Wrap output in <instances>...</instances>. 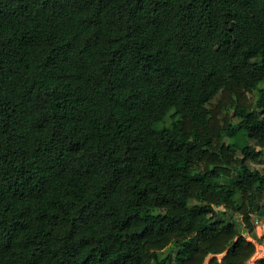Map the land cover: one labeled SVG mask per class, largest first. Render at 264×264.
Here are the masks:
<instances>
[{"label":"trees","instance_id":"1","mask_svg":"<svg viewBox=\"0 0 264 264\" xmlns=\"http://www.w3.org/2000/svg\"><path fill=\"white\" fill-rule=\"evenodd\" d=\"M262 83L264 0H0V264H246Z\"/></svg>","mask_w":264,"mask_h":264},{"label":"rangeland","instance_id":"2","mask_svg":"<svg viewBox=\"0 0 264 264\" xmlns=\"http://www.w3.org/2000/svg\"><path fill=\"white\" fill-rule=\"evenodd\" d=\"M261 87H264V83H262L260 85ZM247 98L249 100V103H253L255 101V99L258 96V92L257 90H253L250 92H247ZM219 96H217L214 101L213 104H217L219 101ZM173 112H170V114L167 116L166 118V124H170L171 123V115ZM226 115V105L222 106V108L220 109L219 112V121L223 122V116ZM231 116L234 122H238V118H236L235 116H233V112H231ZM250 166L253 169H258L262 174H264V155L262 157V159L258 162H250ZM264 201V199H263ZM253 219L255 222V231H256V237H252L250 236L247 232L244 233V235L246 236V238L251 241L252 243H254L255 245V254L250 257L247 261L246 264H259V261L264 259V210L263 212L259 213L256 212L253 214ZM171 245L168 246L166 249H164L163 251L160 252V255L162 257L168 255V253L171 250ZM219 259H222L224 257V254L222 255H218ZM211 257H209L206 261V264L209 263Z\"/></svg>","mask_w":264,"mask_h":264}]
</instances>
